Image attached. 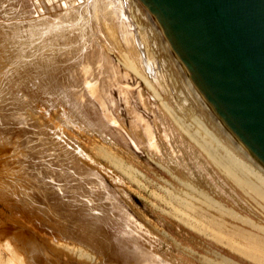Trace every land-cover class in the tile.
<instances>
[{"label":"rangeland","instance_id":"374dc122","mask_svg":"<svg viewBox=\"0 0 264 264\" xmlns=\"http://www.w3.org/2000/svg\"><path fill=\"white\" fill-rule=\"evenodd\" d=\"M117 2L121 25L101 20L96 43L122 90L109 86L103 108L35 75L4 80L0 17V264H264L250 244L264 243V174L193 98L144 10Z\"/></svg>","mask_w":264,"mask_h":264},{"label":"water","instance_id":"95a60500","mask_svg":"<svg viewBox=\"0 0 264 264\" xmlns=\"http://www.w3.org/2000/svg\"><path fill=\"white\" fill-rule=\"evenodd\" d=\"M210 117L264 170V0H138Z\"/></svg>","mask_w":264,"mask_h":264},{"label":"bare ground","instance_id":"6f19581e","mask_svg":"<svg viewBox=\"0 0 264 264\" xmlns=\"http://www.w3.org/2000/svg\"><path fill=\"white\" fill-rule=\"evenodd\" d=\"M130 5H131V8L133 7L132 10H133V13L135 12V14H136V10L138 11V8L140 10L141 9L144 10V14H145L146 19L149 21V23L151 22L150 25H151V28H153V30H154L153 32H155L157 35H159L160 38L158 37V39H160L161 44L163 45L165 50L170 55L172 62L174 64V66L177 68L178 72H180L178 66L176 65L167 45L165 43V39L163 38V36H162L159 28L156 26L155 22L151 19V17L148 15L146 10L140 5L138 0H131ZM120 7H121V5L118 4L117 0H0V17H1L2 23H3L2 25L4 26V29L6 30V32L4 34H6V41L8 44L7 47H9V50H10V58H8V60L4 64V66H2V67H4L3 71L1 70L3 73V79L4 80H5V78L8 79L11 76L18 77V78L20 77V79H21V77L24 78V77H28L29 75H35L39 78L40 81H42V83H41L42 89L53 91L55 93L57 91H59V92L62 91L63 93L66 92V94L71 95L72 97H75L76 99H78V95L76 94V92L78 90H82V91L86 92V94L90 98H92L94 101H97L99 106L101 108H103L104 107L103 103H105L104 100L106 101L105 97L107 96L106 93H108L107 89L109 88V86L112 87L111 85L115 84L118 89H121V88L118 85L119 82L117 80V73H116L115 68H113V66L110 64L108 57L105 54H103V52H101L99 50L100 47H98L99 49L97 48L96 41H98V39H100L99 37L102 36L101 35V22H102V24H104V23L101 20L105 21V19H106L109 21L110 20L116 21V23L121 20V18H120L121 9H120ZM35 13L38 14V18L35 17L36 19L32 18L31 20L29 18H27V17H30L32 14H35ZM133 13H132V15H133ZM138 13H139V11H138ZM103 16H104V19H101V18H103ZM27 19H29V20H27ZM105 24H107V23L105 22ZM119 24L121 25V22H119ZM110 25L108 24V26H110ZM108 26H107V29H108ZM109 29H112V30H110L111 31L110 33L114 32L113 31L114 28L110 27ZM2 31H3V29H2ZM118 33H120V32H118ZM1 34H3V33H1ZM122 39H123L125 46L129 47L131 50L132 40H131V36H130L129 32L126 30V25L122 27ZM4 40H5V38H4ZM100 40H102V39H100ZM117 47H119V46H117ZM128 51H129V49H128ZM134 53H133V55H134ZM131 54H132V50H131ZM3 63L4 62H2L0 64H3ZM130 64L127 65V69L134 71L133 65H130ZM180 74H181L183 80L185 81V84L187 85V87L191 91L193 98L198 102L200 107L202 106V108H204L203 105L201 104V102L199 101V99L197 98V96L195 95L192 88L189 86V84L184 79L181 72H180ZM135 76H136V72H135ZM118 79H119V76H118ZM138 79H139V76H138ZM10 80H11V78H10ZM140 80H142V78ZM146 80H145V82H146ZM142 81H144V80H142ZM13 82H15V81H13ZM33 83H34V81H33ZM36 84H38V82ZM36 84H34V85H36ZM17 86H19V85H17ZM147 88H149V87H147ZM84 92H82V94ZM119 93H120V91H119ZM66 94H64V95H66ZM81 96L82 95H80V97ZM87 97H86V100L89 101L90 99L88 100ZM80 99H82V97ZM73 102H75V100ZM76 103H78V101ZM89 104H90V101H89ZM107 104L109 105V103H107ZM73 105H75V104H73ZM78 106H80V105L78 104ZM209 117H210V115H209ZM97 118H99V117L97 116ZM99 120H101V119H99ZM212 122L215 123V121L213 119H212ZM100 123H102V122H100ZM215 125L218 126L216 123H215ZM102 127L106 128V126H104V125ZM219 129L223 133L224 136H227L221 130L220 127H219ZM226 138H228L234 144V146H236L235 143L228 136ZM196 143H198V142H196ZM149 145H151V144H149ZM240 152L246 157V160L248 159V161L250 163H252V165L255 166L257 170H259L261 173L264 174V170H262L252 160H250L241 150H240ZM259 181L260 180H258L257 182L259 183ZM72 182H73V180H72ZM85 183H87V182H85ZM261 184H262V186L260 187V185H259L258 187H256L257 188L256 190H257V193H259V196L264 200V182ZM79 188H80V186H79ZM81 192H83V191L79 190L78 194L76 195V198H78V196H80ZM93 194H92V196H93ZM95 194H96V196L98 195L97 193H95ZM96 198L98 199L99 197H96ZM70 199H72V198H70ZM97 199H96L95 204H94V206L96 207V210H98L97 208H99L101 210V212L103 213V215L106 214L108 211H106V209H104L105 206L100 205L103 202L101 201L102 203H99L100 200L98 201ZM83 200H84V198H83ZM107 201H108V199H107ZM68 202H70V201H68ZM92 202H93V200H92ZM104 203H105V201H104ZM109 203H111V202H109ZM86 206H88V205H86ZM73 207H72V210H73ZM85 207H83V209H82V211L84 210V212L86 211ZM112 209H114V208L112 207ZM104 210H105V212H104ZM113 212H114V210H113ZM92 213H94V211ZM95 215H97V214H95ZM110 216H111V214H110ZM104 218H105V215H104ZM104 218L102 217V219H104ZM79 219H80V217H79ZM90 219H91V217H90ZM99 219H101V218H99ZM77 221H78V219H77ZM87 222H89V221H86V223ZM88 224H91V223L89 222ZM96 224L94 226H96ZM129 225H130V223H129ZM123 226L126 227L127 225L123 224ZM88 228H86L87 229L86 231H88ZM97 229H99V228H97ZM134 229L137 230L136 228H134ZM93 230H95V227ZM93 230H91L92 234H93ZM128 230L129 231L126 233V235H127V238L128 237L130 238L132 244L134 245V249H133L134 253L133 254L134 255L136 254L137 256H138V252H139V255H141L140 253L144 254L143 253L144 251L143 252H140L141 250L136 251L138 246L135 243L138 242V239L136 238L137 241H135L134 236H133L134 235L133 230H131L130 228H128ZM100 233L101 232H99L98 234H100ZM92 234H90V235H92ZM136 235H137V232H136ZM95 237H97V236H95ZM238 238L240 240H242L243 242L248 243L249 239L243 233H241V234L238 233ZM128 241H129V239H128ZM250 242H252V241H250ZM120 243H123V242L120 241L119 244L118 243L117 244L121 246ZM123 244H125V243H123ZM138 244H139V242H138ZM250 244L252 245L254 251H257L258 253L264 254V243H262V242L253 243L252 242ZM139 249H141V248H139ZM128 250H129V248H128ZM129 251H132V249ZM130 253H132V252H130ZM130 253H128V255ZM113 255H115V254H113ZM136 255H135V257H136ZM122 256H123V254H122ZM122 256H120L121 259H122ZM120 257H119V259H120ZM138 257H140V256H138ZM258 257H260V256H258ZM117 258H118V256H117ZM255 260H257V259H255ZM136 261H138V260H136ZM259 262H260V260H259Z\"/></svg>","mask_w":264,"mask_h":264}]
</instances>
